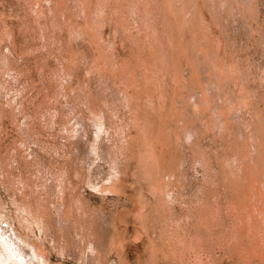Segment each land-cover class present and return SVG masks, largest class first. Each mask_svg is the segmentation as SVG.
I'll return each mask as SVG.
<instances>
[{
	"label": "rangeland",
	"instance_id": "obj_1",
	"mask_svg": "<svg viewBox=\"0 0 264 264\" xmlns=\"http://www.w3.org/2000/svg\"><path fill=\"white\" fill-rule=\"evenodd\" d=\"M263 185L264 0H0V264H264Z\"/></svg>",
	"mask_w": 264,
	"mask_h": 264
},
{
	"label": "bare ground",
	"instance_id": "obj_2",
	"mask_svg": "<svg viewBox=\"0 0 264 264\" xmlns=\"http://www.w3.org/2000/svg\"><path fill=\"white\" fill-rule=\"evenodd\" d=\"M255 171H256V170H254V172H255ZM252 174H253V173H252ZM254 174H255V173H254ZM257 174H260V173L257 172ZM254 176H255V175H254ZM258 176H259V175H258ZM252 178H253V177H252ZM256 178H257V177H256ZM248 181H249V180H248ZM257 181H258V180H257ZM260 182H262V181H260ZM262 184H263V182H262ZM263 186H264V185H263ZM252 188H253V187H252ZM254 188H255V187H254ZM255 191H256V190H255ZM256 193H257V192H256ZM256 196H257V195H256ZM256 196H255V197H256ZM243 199H244V198H243ZM260 200H261V199H260ZM257 201L259 202L258 199H257ZM260 202H262V201H260ZM263 202H264V201H263ZM251 203H252V202H251ZM255 203H256V202H255ZM241 204H242V203H241ZM256 204H257V203H256ZM259 204L261 205V203H259ZM247 207H248V206H247ZM258 207H259V206H258ZM260 207H261V206H260ZM261 208H262V207H261ZM256 210H257V209H256ZM246 211L248 212V210H246ZM262 211H263V210H262ZM241 212H242V211H241ZM244 212H245V211H244ZM242 214H243V213H242ZM250 214H252V213H250ZM263 214H264V212H263ZM239 215H240V214H239ZM248 215H249V214H248ZM259 215H261V214H259ZM240 216H241V215H240ZM244 216H245V215H244ZM251 216H252V215H251ZM242 217H243V216H242ZM245 217H246V216H245ZM249 217H250V216H249ZM233 219H234V218H233ZM252 219H253V218H252ZM260 219H261V218H260ZM262 219H263V218H262ZM247 220H248V219H247ZM236 221H237V220H236ZM249 221H250V220H249ZM252 221H253V220H252ZM260 221H261V220H260ZM243 222H244V221H243ZM263 222H264V221H263ZM235 223H236V222H235ZM256 223H257V222H256ZM237 224H238V223H237ZM241 224L243 225V223H241ZM250 225H251V222H250ZM250 225L248 224V226H250ZM261 225H262V224H261ZM246 226H247V225H245V227H246ZM254 226H256V225H254ZM240 227H241V226H240ZM238 228H239V226H238ZM252 228H253V227H252ZM258 228H259V226H258ZM260 228H261V227H260ZM242 229H243V228H242ZM253 229H254V228H253ZM238 230H239V229H238ZM257 230H258V229H257ZM263 230H264V229H263ZM8 231H9V230H8ZM234 231H236V230H234ZM244 231H245V230H244ZM248 231H250V230H248ZM251 231H252V230H251ZM260 231H261V230H260ZM241 232H242V230H241ZM2 233H3V232H2ZM2 233H1V234H2ZM13 233H15V232L13 231ZM234 233H235V232H234ZM242 233H243V232H242ZM250 233H251V232H250ZM252 233H253V232H252ZM255 233H256V232H255ZM253 234H254V233H253ZM257 234H258V233H257ZM5 235H6V232H5ZM7 235H10V233H9V234L7 233ZM11 235H12V234H11ZM11 235H10V238L12 239V241L15 240V239H13V238L11 237ZM13 235H14V234H13ZM238 235H239V234H238ZM243 235H244V234H243ZM243 235H242V236H243ZM259 235H260V234H259ZM14 236H15V235H14ZM233 236H235V234H234ZM263 236H264V235H263ZM263 236H262V237H263ZM0 237H1V235H0ZM237 237H238V236H237ZM237 237H235L236 239L234 238V240H236V242L239 241V238H238V241H237ZM240 237H241V236H240ZM243 237H244V236H243ZM246 237H247V236H246ZM257 237H258V236H257ZM3 238H5V237L3 236ZM3 238H2V239H3ZM10 238H8V236H7L6 239H8V241H9ZM16 238H18V237H16ZM241 238H242V237H241ZM241 238H240V240H241ZM251 238H252V237H251ZM253 238H254V237H253ZM243 239H244V238H243ZM249 239H250V238H249ZM16 240H17V239H16ZM16 240H15V242H16ZM257 240H258V239H257ZM3 241H4V240H3ZM10 241H11V240H10ZM17 241H18V240H17ZM6 242H7V241H6ZM15 242H14V243L9 242V243L12 244V245L15 247V245H14V244H16ZM18 242H19V241H18ZM259 242H260V241H259ZM4 243H5V241H4ZM6 244H7V243H6ZM258 244H260V243H258ZM258 244H257V246L259 247L260 245H258ZM2 245H3V244H2ZM8 245H9V244H8ZM8 245H7V246H8ZM19 245L21 246V244H19ZM5 246H6V245H4V247H5ZM9 246H10V245H9ZM9 246H8V247H9ZM257 246H256V247H257ZM1 247H2V246H1ZM23 247H24V246H23ZM28 247H29V246H28ZM258 247H257V249L260 248V247H259V248H258ZM6 248H7V247H6ZM6 248H5V249H6ZM9 248H10V247H9ZM17 248H18V249H17ZM17 248H15V254H16V252L18 251V254L16 255V256L18 257V259H19V257H22V259H23L22 262H24L25 264H28L29 262H27V260L29 259V257L26 258L28 255L25 256V254L21 252V251H23V250L19 251V250H20V249H19L20 247L17 246ZM31 248H32V247H31ZM2 249H3V248H2ZM11 249H12V248H11ZM26 249H27V248H26ZM26 249H25V251H27ZM28 249H29V248H28ZM261 249H262V248H261ZM0 250H1V249H0ZM6 250H9V249H6ZM16 250H17V251H16ZM29 250H31V249H29ZM12 251H13V250L10 251L11 254H12ZM32 251H33V253H30V251H29V254H31V257H30V258H31V261H32L31 264H34V263H33V261H35L34 258L38 260V259H39V256L37 255V252H38V251H37L35 248H33ZM0 252H1V251H0ZM2 252L4 253V251H2ZM18 255H19V256H18ZM24 256H25V257H24ZM252 257H253V256H252ZM1 258H2V257H0V259H1ZM3 258H4V257H3ZM2 260H3V259H2ZM13 260H14V258H13ZM199 260H200V259H199ZM248 260H249V259H248ZM251 260H253V259H251ZM7 261H8V260H7ZM29 261H30V260H29ZM0 262H1V261H0ZM199 262H200V261H199ZM201 262H202V261H201ZM257 262H258V261H257ZM2 263H3V262H2ZM4 264H6V263L4 262ZM16 264H18V262H16ZM29 264H30V263H29ZM202 264H203V263H202Z\"/></svg>",
	"mask_w": 264,
	"mask_h": 264
}]
</instances>
